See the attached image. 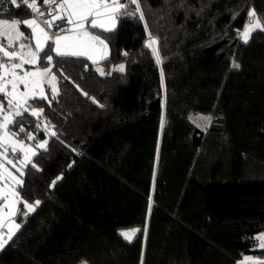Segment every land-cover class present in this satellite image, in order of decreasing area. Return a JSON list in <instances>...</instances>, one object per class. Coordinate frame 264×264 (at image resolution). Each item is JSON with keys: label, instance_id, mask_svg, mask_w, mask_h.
I'll return each mask as SVG.
<instances>
[{"label": "trees", "instance_id": "16d2710c", "mask_svg": "<svg viewBox=\"0 0 264 264\" xmlns=\"http://www.w3.org/2000/svg\"><path fill=\"white\" fill-rule=\"evenodd\" d=\"M140 3L143 21L125 14L103 34L105 59L54 56L59 95L36 105L44 106L51 130L35 128V117L26 121L36 155L18 188L24 200L41 203L26 219L19 204L21 227L0 251V264L264 257L255 239L264 231V31L246 44L238 35L250 9L264 23V0ZM0 9L14 13L3 18L30 17L7 2ZM149 33L159 42L160 65L145 47ZM46 93L50 98L48 87ZM193 113L211 115L205 130ZM43 140L45 147H36ZM145 226L146 238L138 232L129 243L119 235Z\"/></svg>", "mask_w": 264, "mask_h": 264}, {"label": "snow or ice", "instance_id": "6c2138e0", "mask_svg": "<svg viewBox=\"0 0 264 264\" xmlns=\"http://www.w3.org/2000/svg\"><path fill=\"white\" fill-rule=\"evenodd\" d=\"M7 2L16 8L26 11L29 19L3 18L5 14L14 16L8 9H0V251L9 241H12L15 230L20 229L21 224L10 220L7 231L4 228V214L7 212L9 218L17 215L15 207L22 204L27 211H20L19 215L26 217L29 213L35 212L41 201L36 200L29 203L24 200L18 188L23 186V169L31 164L29 153L36 155L35 150L26 141L34 140L33 132L28 131L31 127L26 123L29 117L37 118L35 128L43 127L49 130L50 121L44 118V106L39 105L41 101H47L48 105L59 95L56 85L57 68L54 62L55 57H87L93 63L96 60L89 54V48L100 46L105 59L108 52L106 38H102L106 32H112L116 28L117 20L122 15L137 17L143 21L144 12L140 0H42L44 7H41L39 0H0V4ZM134 5L131 12L127 10ZM30 10V13L27 12ZM47 18L41 19L42 17ZM248 20L238 35L242 41L248 43L252 32L257 29L264 31V23L257 15L255 9L247 12ZM59 21L60 23H57ZM21 25L30 29L28 35L20 30ZM91 29H100L98 35H93L85 26ZM147 30V24L145 23ZM149 38L145 47L151 49L158 65L162 64L159 52L158 40L148 34ZM54 54V55H53ZM127 56L128 53L124 52ZM25 65L30 66L25 68ZM241 65L232 60L231 68L239 70ZM100 75H105L102 68L96 69ZM120 72L125 70L124 64H120ZM59 71V69H57ZM61 77L63 72L59 73ZM67 79V77H64ZM164 73L161 70V84L163 86ZM50 88L49 94L45 92L44 85ZM85 95H87L85 93ZM27 114V115H26ZM211 122V116L206 117ZM164 119H161V129L164 127ZM200 127V125H197ZM53 136L56 133H51ZM47 141L36 145L43 148ZM23 153V158L18 155ZM158 158V150H157ZM10 165L15 173L7 168ZM32 167H36L32 164ZM7 173V176L4 175ZM18 174V175H17ZM155 176V173H154ZM61 177H57V180ZM56 181L52 182L55 186ZM151 200L149 202V214L151 212ZM138 232H143L147 237V226L143 229L133 228L119 231V235L129 243L132 242ZM259 241V247L264 249V233L255 237ZM245 257V260H251ZM81 264H87L82 261ZM143 264V260H141ZM253 264H264V261H253Z\"/></svg>", "mask_w": 264, "mask_h": 264}, {"label": "rangeland", "instance_id": "374dc122", "mask_svg": "<svg viewBox=\"0 0 264 264\" xmlns=\"http://www.w3.org/2000/svg\"><path fill=\"white\" fill-rule=\"evenodd\" d=\"M42 0H39V3L41 2ZM121 2L123 3V1L121 0ZM30 17H28L27 19H29ZM87 29H88V31H90L91 32V30H90V28H88V26L86 25L85 26ZM20 30H21V28H20ZM243 30V29H242ZM241 30V31H242ZM22 31V30H21ZM29 31H30V29H29ZM92 33V32H91ZM93 35H96V34H94V33H92ZM148 38H149V36L147 37V41H148ZM242 40V39H241ZM89 50V54L93 57V59L94 60H96L97 62L98 61H100L101 60V57L104 55V51H103V49L100 47V46H96L95 48H89L88 49ZM107 54H108V52H107ZM92 61V60H91ZM97 66V68L99 67V68H101V66L99 65V64H97L96 65ZM30 66H28V65H25V68H29ZM56 85H57V87H58V83H57V81H56ZM46 87H48L49 88V86L47 85V84H45L44 85V88H45V92H46ZM49 91H50V88H49ZM209 116H211L210 114H203V113H193V114H191L190 115V119H191V121L193 122V123H195L196 125H200V128L201 129H203V130H205L206 128H207V126H208V124H209V122H208V120L207 119H205L206 117H209ZM43 143L44 142V140L43 141H39L38 143ZM30 147H32L33 149H34V146L33 145H30L28 142H26ZM35 150V149H34ZM31 153H29V157H30V160H31ZM21 158H23V155H22V157ZM7 168L9 169V170H11V171H13L14 173H15V169H12L11 168V166L10 165H7ZM0 171H2V170H0ZM4 175L5 176H7V173L6 172H4ZM18 175V174H17ZM18 207H19V204H17L16 205V207H15V211H17L18 212ZM8 216V215H7ZM10 220H12V221H14L15 223H17L18 221L16 220V216H14V217H11V218H9V222H10ZM9 222L7 223V225L9 224ZM9 226V225H8ZM7 226V227H8ZM133 228H138V227H132V228H128V229H122V230H129V229H133ZM140 229V228H139ZM121 231V230H120ZM246 257H248V255L246 256ZM249 257H251L252 259L251 260H245V257H244V259H241V260H238L237 262H236V264H253V261H257V262H261V261H264V257H253V256H249Z\"/></svg>", "mask_w": 264, "mask_h": 264}, {"label": "built area", "instance_id": "2783aa9c", "mask_svg": "<svg viewBox=\"0 0 264 264\" xmlns=\"http://www.w3.org/2000/svg\"><path fill=\"white\" fill-rule=\"evenodd\" d=\"M40 4H41V7H44L43 4H42V2ZM44 18H47V15H45V17H42L41 19H44ZM57 23H60V22L57 21ZM50 130H51V125H49V130L48 131H45V129L43 127V122H41L40 131H42L43 133L47 134V133H49ZM33 135L35 136L34 133H33ZM26 142H28L30 145H33L34 142H35V139L34 140H28ZM18 155H20V157H22L23 153L22 152H18ZM27 217H28V215L26 217H23V219H26Z\"/></svg>", "mask_w": 264, "mask_h": 264}, {"label": "crops", "instance_id": "0c3cea01", "mask_svg": "<svg viewBox=\"0 0 264 264\" xmlns=\"http://www.w3.org/2000/svg\"><path fill=\"white\" fill-rule=\"evenodd\" d=\"M9 222V216H7V212H5V214H4V228H3V231H7V226L9 225H7V223ZM18 223V222H17ZM14 231L16 232V230L14 229ZM261 233H264V231H262V232H260V233H258L257 235H259V234H261ZM256 235V236H257ZM258 242V247H259V241H257ZM247 255H245L244 257H246ZM249 256H253V255H248V257ZM244 257L242 258V259H244ZM253 257H256V256H253ZM257 258V257H256ZM241 260V259H240Z\"/></svg>", "mask_w": 264, "mask_h": 264}]
</instances>
